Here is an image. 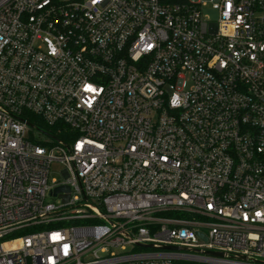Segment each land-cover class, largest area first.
<instances>
[{"label":"built area","instance_id":"built-area-1","mask_svg":"<svg viewBox=\"0 0 264 264\" xmlns=\"http://www.w3.org/2000/svg\"><path fill=\"white\" fill-rule=\"evenodd\" d=\"M0 264H264V0H0Z\"/></svg>","mask_w":264,"mask_h":264},{"label":"rangeland","instance_id":"rangeland-1","mask_svg":"<svg viewBox=\"0 0 264 264\" xmlns=\"http://www.w3.org/2000/svg\"><path fill=\"white\" fill-rule=\"evenodd\" d=\"M193 1H199V0H193ZM203 11L208 14L210 16V19L211 20H215L216 19V13L210 8V5H206L204 8H203ZM38 136L39 138H44V136H42L41 134L38 133ZM57 178L59 179L60 178V174L58 172V169L56 167H53L51 169V172H50V178ZM45 202L46 203H54L55 202V199L50 197V196H47L45 198Z\"/></svg>","mask_w":264,"mask_h":264},{"label":"trees","instance_id":"trees-1","mask_svg":"<svg viewBox=\"0 0 264 264\" xmlns=\"http://www.w3.org/2000/svg\"><path fill=\"white\" fill-rule=\"evenodd\" d=\"M162 1H165V2H175V1H181V0H162ZM34 120H36V118H33ZM37 121V120H36ZM37 123H39V125H41V127H43L44 129L46 130H49L51 132H54V129L53 127H50V126H47V125H44L42 124L41 122L37 121Z\"/></svg>","mask_w":264,"mask_h":264},{"label":"water","instance_id":"water-1","mask_svg":"<svg viewBox=\"0 0 264 264\" xmlns=\"http://www.w3.org/2000/svg\"><path fill=\"white\" fill-rule=\"evenodd\" d=\"M66 190H67V188H66ZM57 190H55V192H56ZM67 199V196H64V200H66Z\"/></svg>","mask_w":264,"mask_h":264}]
</instances>
